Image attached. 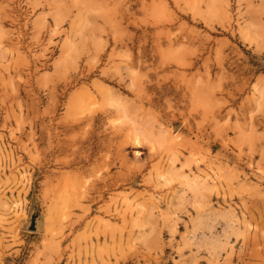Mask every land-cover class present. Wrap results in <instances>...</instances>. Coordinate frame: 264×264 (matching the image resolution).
<instances>
[{
	"label": "rangeland",
	"instance_id": "374dc122",
	"mask_svg": "<svg viewBox=\"0 0 264 264\" xmlns=\"http://www.w3.org/2000/svg\"><path fill=\"white\" fill-rule=\"evenodd\" d=\"M0 264H264V0H0Z\"/></svg>",
	"mask_w": 264,
	"mask_h": 264
},
{
	"label": "water",
	"instance_id": "95a60500",
	"mask_svg": "<svg viewBox=\"0 0 264 264\" xmlns=\"http://www.w3.org/2000/svg\"><path fill=\"white\" fill-rule=\"evenodd\" d=\"M35 218H36V210H34L33 213L30 215L28 224L26 226L27 230L34 231L36 229Z\"/></svg>",
	"mask_w": 264,
	"mask_h": 264
}]
</instances>
